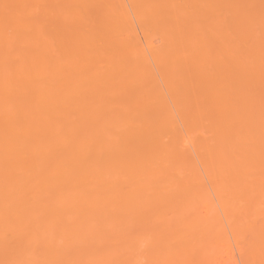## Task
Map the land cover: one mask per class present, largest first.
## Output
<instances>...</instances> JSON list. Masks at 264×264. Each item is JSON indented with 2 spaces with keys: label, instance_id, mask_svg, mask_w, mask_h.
<instances>
[{
  "label": "bare ground",
  "instance_id": "1",
  "mask_svg": "<svg viewBox=\"0 0 264 264\" xmlns=\"http://www.w3.org/2000/svg\"><path fill=\"white\" fill-rule=\"evenodd\" d=\"M230 239L264 264V0H0V264Z\"/></svg>",
  "mask_w": 264,
  "mask_h": 264
},
{
  "label": "rangeland",
  "instance_id": "2",
  "mask_svg": "<svg viewBox=\"0 0 264 264\" xmlns=\"http://www.w3.org/2000/svg\"><path fill=\"white\" fill-rule=\"evenodd\" d=\"M233 240H234V239H233ZM233 240L230 239V241H232V242H231V243H232V248H231L232 250H230V247L228 248V245L231 244L230 242L227 244L226 247H224V246H225L224 243L226 244L227 242H224V243L221 242V247L223 246L224 249H223V247H222V248L220 247V243H219V244L217 245V247H218V246H219V247H218L217 249L214 250V251H215V252H214V255H211V256H213V257H212L209 261L213 263V261L215 260V261H214L215 263H213V264H233L234 262L232 263V260L235 259V258L237 257V258L235 259V260H236L235 262H237V263H234V264H241V263L244 261V258H243L244 255H242V256H243V257H242L243 260H242V259H241V256L238 255V254H240V253L244 254V253H243V252H244V251H243V250H244V247H243V246H244L245 244H244V243L241 244V243H242L241 241H240V242L237 241V242L235 243V242H233ZM222 243H223V245H222ZM233 243H235V244H233ZM238 243H240L242 246L239 247V246H238V245H239ZM236 244H238L237 247H236ZM234 245H235V246H234ZM242 247H243V249H242ZM219 248H220V249H219ZM225 248H227V249H225ZM239 248H240V249H239ZM218 249H219L221 252H220V255L217 254V255H218V257H217L215 254L218 253V251H219ZM221 249L224 250V251H222ZM226 250H227L230 254H229L228 252H226ZM233 250H234V252H233ZM238 250H239L240 252H239ZM241 250H242L243 252H242ZM231 251H232V252H231ZM236 251H237V252H236ZM223 252H225V253H223ZM222 253H223V255L221 256ZM212 254H213V253H212ZM236 255H237V256H236ZM211 256H210V257H211ZM215 256H216V257H215ZM224 256H226V257H224ZM227 256H228V257H227ZM231 256H232V257H231ZM235 256H236V257H235ZM219 257H220V258H219ZM233 257H235V258H233ZM239 257H240V259H239ZM213 258H214V259H213ZM231 258H232V259H231ZM212 259H213V260H212ZM220 259H221V260H220ZM227 259H228V260H227ZM230 259H231V262H230ZM211 260H212V261H211ZM217 260H218V262H217ZM239 260H240V261H239ZM233 261H234V260H233ZM210 262H209V263H210ZM216 262H217V263H216ZM219 262H220V263H219ZM226 262H227V263H226ZM212 263H211V264H212ZM243 263H244V262H243ZM244 264H245V263H244Z\"/></svg>",
  "mask_w": 264,
  "mask_h": 264
}]
</instances>
